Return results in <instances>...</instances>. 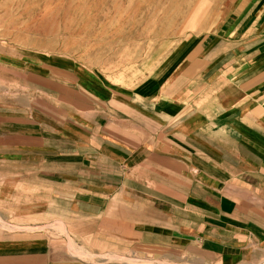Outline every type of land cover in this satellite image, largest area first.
<instances>
[{
	"label": "crops",
	"instance_id": "crops-1",
	"mask_svg": "<svg viewBox=\"0 0 264 264\" xmlns=\"http://www.w3.org/2000/svg\"><path fill=\"white\" fill-rule=\"evenodd\" d=\"M216 1L133 79L0 59L54 88L48 104L0 106L2 220L153 256L135 264H264V0ZM0 264L93 263L0 229Z\"/></svg>",
	"mask_w": 264,
	"mask_h": 264
},
{
	"label": "rangeland",
	"instance_id": "rangeland-1",
	"mask_svg": "<svg viewBox=\"0 0 264 264\" xmlns=\"http://www.w3.org/2000/svg\"><path fill=\"white\" fill-rule=\"evenodd\" d=\"M216 8V0H0V59L35 64L71 60L119 81L133 79L142 62L184 42L190 26L202 23L204 15ZM43 81L0 61V106L50 103L47 95L54 88ZM0 229L11 236L44 234L86 263L153 261V256L136 252L97 256L77 246L68 231L71 226L57 221L37 225L0 218Z\"/></svg>",
	"mask_w": 264,
	"mask_h": 264
}]
</instances>
